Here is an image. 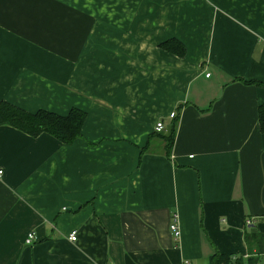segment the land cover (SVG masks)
I'll return each instance as SVG.
<instances>
[{"label": "crops", "instance_id": "1", "mask_svg": "<svg viewBox=\"0 0 264 264\" xmlns=\"http://www.w3.org/2000/svg\"><path fill=\"white\" fill-rule=\"evenodd\" d=\"M1 100L85 120L0 125V264L264 254V0H0Z\"/></svg>", "mask_w": 264, "mask_h": 264}, {"label": "trees", "instance_id": "2", "mask_svg": "<svg viewBox=\"0 0 264 264\" xmlns=\"http://www.w3.org/2000/svg\"><path fill=\"white\" fill-rule=\"evenodd\" d=\"M165 49H171L178 54H183L184 46L176 40H169L162 45ZM175 115L172 117L174 118ZM85 120V112L78 108H71L65 115L58 114L46 109H38L29 112L9 102L0 101V125H9L19 129L32 137L41 133H48L64 144H72L75 140L83 138L81 128ZM260 129L264 132V105L259 107ZM173 135H169L167 147L170 146ZM250 239H263L260 234H246V241ZM232 254H223L215 250L212 255L211 264H243L240 258ZM261 255L257 258V261ZM255 261L254 263H256ZM252 263V264H254Z\"/></svg>", "mask_w": 264, "mask_h": 264}, {"label": "built area", "instance_id": "3", "mask_svg": "<svg viewBox=\"0 0 264 264\" xmlns=\"http://www.w3.org/2000/svg\"><path fill=\"white\" fill-rule=\"evenodd\" d=\"M206 76H209V73L205 74ZM175 115L174 112H171L169 114V117L172 118ZM163 129V123L162 122H157L156 126H155V130L156 131H161ZM0 174H2V170H0ZM247 223H249V221H246ZM169 229L172 233L173 239L175 242H177L179 240V236H180V230L176 224L175 221H172L171 224L169 225ZM69 240L71 241H75L77 239V232L75 230L71 231L69 236H68ZM35 239V233L34 232H30L25 240V242L27 244H31ZM233 262L235 261V258H233L232 260ZM254 264H264V254L261 255V258Z\"/></svg>", "mask_w": 264, "mask_h": 264}]
</instances>
